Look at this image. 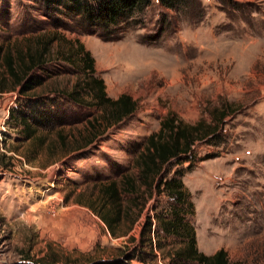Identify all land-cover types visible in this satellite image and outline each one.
<instances>
[{"label": "rangeland", "instance_id": "1", "mask_svg": "<svg viewBox=\"0 0 264 264\" xmlns=\"http://www.w3.org/2000/svg\"><path fill=\"white\" fill-rule=\"evenodd\" d=\"M51 30L79 40L106 95L125 93L136 109L103 131L88 126L105 107L82 90L75 57L38 69L43 80L30 91L0 93V264H197L174 257L185 231L167 234L157 222L172 210L199 252L222 248L232 264H264V0H176L172 8L150 0L105 27L65 0H0V44ZM71 90L79 103L65 96ZM221 104L230 111L216 134L165 172L180 179L189 205L150 191L131 228L121 217L107 230L98 185L136 173L135 156L168 113L207 123Z\"/></svg>", "mask_w": 264, "mask_h": 264}, {"label": "trees", "instance_id": "2", "mask_svg": "<svg viewBox=\"0 0 264 264\" xmlns=\"http://www.w3.org/2000/svg\"><path fill=\"white\" fill-rule=\"evenodd\" d=\"M150 0H65L68 6L82 13L86 23L105 27L117 24L133 10L140 11ZM176 0H158L159 4L172 8ZM23 44L13 40L0 44V93L5 89L16 90L18 94L32 90L43 79L36 71L45 69L50 62H73V57L81 64L86 79L84 88L98 106H104L105 111L98 118L87 121V125L101 131L119 122L133 113L136 102L129 95L120 93L116 98H110L104 92L103 82L95 76L93 58L83 44L77 40L64 37L56 31L38 33L26 36ZM73 44L74 52H65L64 45ZM72 50V49H71ZM78 82L74 84L76 87ZM65 96L79 103L78 93L71 90ZM224 104L211 110L210 122L198 120L188 124L179 120L173 113H168L159 121L155 131L150 132L141 150L133 160L136 173L121 172L117 180L111 179L98 185L99 205L97 215L112 232L121 217L131 228L145 207L150 191L165 192L177 204H188V193L179 178H165L169 164H178L191 160V146L196 140L215 135L226 114L230 111ZM21 122H24L22 118ZM100 131V132H101ZM29 133V132H28ZM97 134H93V139ZM60 137V136H59ZM91 142V139H90ZM123 199L125 201H123ZM171 218L158 217L157 222L165 233H174L180 228L185 231L183 248L175 250L174 257L180 260H191L197 264H232L224 249L219 248L210 254L199 252L195 246V238L188 224L183 222L176 210L171 211ZM127 218V220H126ZM151 222L147 219L144 225L148 232ZM127 228V229H129ZM126 263V262H125ZM95 264H122L117 259L100 261Z\"/></svg>", "mask_w": 264, "mask_h": 264}]
</instances>
